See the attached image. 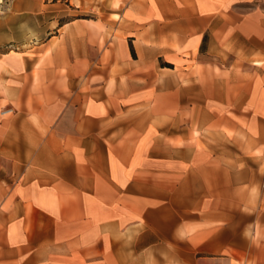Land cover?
Masks as SVG:
<instances>
[{
  "label": "crops",
  "instance_id": "0c3cea01",
  "mask_svg": "<svg viewBox=\"0 0 264 264\" xmlns=\"http://www.w3.org/2000/svg\"><path fill=\"white\" fill-rule=\"evenodd\" d=\"M65 1L0 54V264H264V0Z\"/></svg>",
  "mask_w": 264,
  "mask_h": 264
},
{
  "label": "rangeland",
  "instance_id": "374dc122",
  "mask_svg": "<svg viewBox=\"0 0 264 264\" xmlns=\"http://www.w3.org/2000/svg\"><path fill=\"white\" fill-rule=\"evenodd\" d=\"M68 4L65 0H0V54L36 52L51 30L48 27L56 24H50V21L58 20V23H63L75 17L85 19L84 16L71 12L67 8ZM113 4L119 5L121 0H114ZM84 15L98 20L105 17L99 11ZM110 18L118 20L119 16L113 15ZM44 52H49V49L46 48ZM41 63L39 61L37 66Z\"/></svg>",
  "mask_w": 264,
  "mask_h": 264
}]
</instances>
